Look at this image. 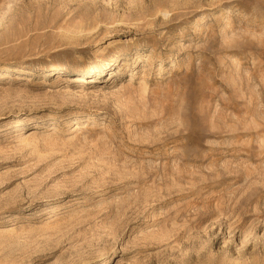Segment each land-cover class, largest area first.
<instances>
[{
	"label": "rangeland",
	"instance_id": "rangeland-1",
	"mask_svg": "<svg viewBox=\"0 0 264 264\" xmlns=\"http://www.w3.org/2000/svg\"><path fill=\"white\" fill-rule=\"evenodd\" d=\"M0 264H264V0H0Z\"/></svg>",
	"mask_w": 264,
	"mask_h": 264
},
{
	"label": "bare ground",
	"instance_id": "bare-ground-1",
	"mask_svg": "<svg viewBox=\"0 0 264 264\" xmlns=\"http://www.w3.org/2000/svg\"><path fill=\"white\" fill-rule=\"evenodd\" d=\"M18 111V110H17Z\"/></svg>",
	"mask_w": 264,
	"mask_h": 264
}]
</instances>
